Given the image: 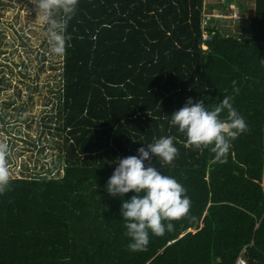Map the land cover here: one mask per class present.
<instances>
[{
    "label": "trees",
    "instance_id": "obj_1",
    "mask_svg": "<svg viewBox=\"0 0 264 264\" xmlns=\"http://www.w3.org/2000/svg\"><path fill=\"white\" fill-rule=\"evenodd\" d=\"M203 7L204 0H78L48 117L60 132L59 165L43 173L22 163L0 194V264H235L242 250L246 264H264V0H254L253 35L216 31L206 50L201 25L213 18ZM226 96L247 131L224 162H213L210 150L184 147L169 121L188 98L211 109ZM43 125L46 135L51 124ZM169 135L178 156L152 164L185 187L190 213L163 236L150 233L146 250L131 251L120 208L134 193L113 197L106 184L118 158Z\"/></svg>",
    "mask_w": 264,
    "mask_h": 264
},
{
    "label": "clouds",
    "instance_id": "obj_2",
    "mask_svg": "<svg viewBox=\"0 0 264 264\" xmlns=\"http://www.w3.org/2000/svg\"><path fill=\"white\" fill-rule=\"evenodd\" d=\"M31 3L46 25L52 53L65 55L69 39L65 30L76 13L78 0H31ZM261 63L264 64V60ZM231 101L232 97L226 96L209 109L203 100L193 102L188 98L171 114L169 123L185 137L184 147L201 152L208 149L214 154L213 162H224L231 142L247 131L246 121ZM225 112L226 116L222 118L221 114ZM175 139L171 135L154 138V143L147 144V148L137 149L138 155L118 158L107 181L106 190L113 197L123 198L129 192L134 193L130 199H121L120 208L124 235L130 239L128 249L131 251L146 250L150 233L163 236L166 231L173 230V221L190 213L191 200L185 187L152 164L153 157L162 165L173 164L178 156ZM10 154L9 144L0 141V194L8 190L11 181Z\"/></svg>",
    "mask_w": 264,
    "mask_h": 264
},
{
    "label": "rangeland",
    "instance_id": "obj_3",
    "mask_svg": "<svg viewBox=\"0 0 264 264\" xmlns=\"http://www.w3.org/2000/svg\"><path fill=\"white\" fill-rule=\"evenodd\" d=\"M220 1L227 6L230 0ZM45 26L31 0H0V115L7 114V123L0 121V141L11 149V176L24 171L22 163L43 173L47 167L54 173L53 167L59 165L56 142H60V132L55 129L57 121L53 118L50 122L48 117L55 115L56 60L60 57L51 51ZM26 116L29 118L23 121ZM44 121L51 124L45 129L46 135L40 128ZM27 134L35 139L36 147L25 141ZM42 140L49 141L42 144L46 148L39 153ZM58 168L62 174V168Z\"/></svg>",
    "mask_w": 264,
    "mask_h": 264
},
{
    "label": "crops",
    "instance_id": "obj_4",
    "mask_svg": "<svg viewBox=\"0 0 264 264\" xmlns=\"http://www.w3.org/2000/svg\"><path fill=\"white\" fill-rule=\"evenodd\" d=\"M202 13L205 18H213L211 22L206 21L207 23L204 22L201 25L202 49H207V45L204 42L210 40V37L216 31L220 32V34L224 36L230 34H241V36L243 34H246V36L253 35V31L247 29H250L251 18L255 16L254 0H230L227 3V6L222 5L220 0H204ZM221 14L225 16H219ZM209 30H211V32ZM198 229L199 228L196 230ZM196 230L192 231L195 232ZM242 253L243 250L237 257L235 264L237 263L239 257L244 258Z\"/></svg>",
    "mask_w": 264,
    "mask_h": 264
},
{
    "label": "built area",
    "instance_id": "obj_5",
    "mask_svg": "<svg viewBox=\"0 0 264 264\" xmlns=\"http://www.w3.org/2000/svg\"><path fill=\"white\" fill-rule=\"evenodd\" d=\"M236 264H246L243 257H239Z\"/></svg>",
    "mask_w": 264,
    "mask_h": 264
},
{
    "label": "water",
    "instance_id": "obj_6",
    "mask_svg": "<svg viewBox=\"0 0 264 264\" xmlns=\"http://www.w3.org/2000/svg\"><path fill=\"white\" fill-rule=\"evenodd\" d=\"M197 228H198V221H195L191 230H196Z\"/></svg>",
    "mask_w": 264,
    "mask_h": 264
}]
</instances>
